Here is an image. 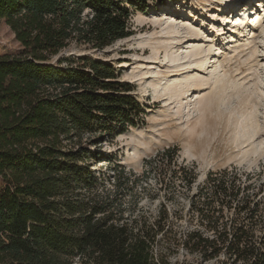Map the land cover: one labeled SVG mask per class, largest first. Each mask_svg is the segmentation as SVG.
<instances>
[{
    "label": "trees",
    "instance_id": "1",
    "mask_svg": "<svg viewBox=\"0 0 264 264\" xmlns=\"http://www.w3.org/2000/svg\"><path fill=\"white\" fill-rule=\"evenodd\" d=\"M147 0H0L22 49L0 56V264H264V183L236 166L208 171L189 199L196 227L178 237L195 260H171L166 212L125 215L63 140L112 135L142 120L128 82L108 62L52 57L75 41L103 49L133 34ZM172 188H192L195 166L176 146L155 154ZM115 187L127 182L115 164ZM169 174V175H168ZM103 176V173L102 175ZM167 184V183H166ZM104 187V186H102Z\"/></svg>",
    "mask_w": 264,
    "mask_h": 264
},
{
    "label": "rangeland",
    "instance_id": "2",
    "mask_svg": "<svg viewBox=\"0 0 264 264\" xmlns=\"http://www.w3.org/2000/svg\"><path fill=\"white\" fill-rule=\"evenodd\" d=\"M232 1L147 0L144 11L131 16L133 34L129 37L103 49L72 41L51 59L105 61L115 68L120 81L131 85L130 95L144 110L136 126L112 135L81 134L63 140L62 145L71 149L80 145L91 151L92 159L85 166L92 176L100 177L99 191L108 190L118 200L124 216L143 214L154 220L165 210L167 232L162 243L170 249L172 261L195 260L194 255L185 253L178 237L196 227V218L188 213L189 199L208 171L236 166L254 172L257 186L264 183V22L254 35L247 36V31L243 37L242 33L231 34L235 28L227 21L235 14L230 13L232 8L223 12L222 7ZM258 1H247L248 6L263 0ZM185 19L191 24L186 25ZM171 23L180 31L197 24L198 30L171 44L166 33ZM238 38L243 41L233 44ZM186 42H191V49ZM217 47L223 50L220 56ZM21 49L6 19L0 18V56L16 55ZM199 56L205 59L197 60ZM172 77L176 81L162 96L156 84ZM206 79L209 81L201 84ZM187 88L188 96L183 98L179 92ZM172 146L178 148L180 162L195 166L196 179L190 190L172 188L169 176L165 184L160 183L155 154ZM115 164H120L127 176L118 189Z\"/></svg>",
    "mask_w": 264,
    "mask_h": 264
},
{
    "label": "bare ground",
    "instance_id": "3",
    "mask_svg": "<svg viewBox=\"0 0 264 264\" xmlns=\"http://www.w3.org/2000/svg\"><path fill=\"white\" fill-rule=\"evenodd\" d=\"M235 1V0H234ZM234 1H232L227 7L225 6H223L222 7V10H223V12H227L228 11V9L227 8H232V9H230L229 11H230V13H232V15L233 14H235V15H233V16H236V19H240L241 18V16H239V12H241L245 7H247L248 6V2L247 1H250V0H237L238 2H236V3H234L233 4V2ZM264 0L262 1V4H259V5H256L257 7H260L259 9L258 8H256V9H254V10H252L250 13V20H249V22H251L252 24H249L250 25V30H249V28H246L245 29V27L244 26H240V27H238V26H235V27H233V28H235V29H233V31H232V33L231 34H238V33H242L241 34V36L240 37H243L244 36V34L246 35V31H247V36H249L251 33H252V31L254 30V27H256V29H257V27L259 26V24L261 23V21H263L264 22ZM256 3H259V1L257 2V0H256ZM253 9V8H252ZM250 10H251V8H250ZM253 13V14H252ZM139 14V13H138ZM140 16V15H139ZM239 16V17H238ZM142 17L143 16H140L139 17V21H140V19H141V21H142ZM227 17H228V14L226 15V17H225V19H227ZM137 19H138V17L136 18V21H137ZM144 19V18H143ZM151 19V18H150ZM170 20H174L171 16H170ZM187 22H185L186 23V25H189V24H191L190 22H189V19L187 20V19H185ZM155 21V20H154ZM154 21H152V25H154V26H156L155 25V22ZM141 23V22H140ZM233 24H235V23H233ZM196 26V28L195 27H192L191 29H189V28H187V29H185L184 31H180L179 29H178V26H176V23H171V25L167 28V30H166V33H167V38H168V40H170V43L171 44H178V43H180L184 38H182L183 36H186V35H191V30H198V28H197V24H195ZM153 26V27H154ZM234 26V25H233ZM164 30V29H163ZM252 30V31H251ZM249 31H251V32H249ZM255 31V30H254ZM196 32V31H195ZM196 35H198V34H195L194 36H196ZM252 35H254V34H252ZM242 38H238V39H235L234 41H233V44H239V42H241V41H243V39L241 40ZM193 41H196V40H193ZM186 43H189V45L191 44V42H186ZM246 45H249V43L248 44H246ZM187 48H189V49H191L192 48V45H190V46H188ZM201 50V48H199L198 50H197V52L198 51H200ZM216 51H217V55H219L220 56V53L222 54V52H223V50H222V48L221 47H217L216 48ZM200 55V54H199ZM214 55H215V53H214ZM175 59V58H174ZM179 59V58H178ZM183 59V58H182ZM204 60L205 59V56H199V57H197V60ZM177 60V59H176ZM180 62L181 61H179V60H177V63L178 64H180ZM213 77V76H212ZM211 77V78H212ZM176 78H168V79H165L164 81H161V82H159V83H157L156 84V89L158 90V92L160 93V94H162V96H164L165 94H166V92H165V89H166V87L168 86V85H170V84H172V83H174L176 80H175ZM209 81V79H206L205 81H203L201 84H205V83H207ZM195 82L196 81H194V83H192V85H194L195 84ZM191 85V84H190ZM184 88V87H183ZM188 91H189V89L187 88V89H183L182 91H180L179 92V95L180 94H183V98H185V97H187L188 96ZM175 92H177V90L176 91H174V93ZM173 93V94H174ZM178 94V93H177ZM178 95V96H179ZM185 95V96H184ZM175 96H177L176 95V93H175ZM188 105V104H187Z\"/></svg>",
    "mask_w": 264,
    "mask_h": 264
}]
</instances>
